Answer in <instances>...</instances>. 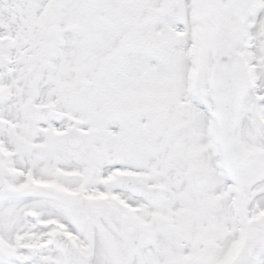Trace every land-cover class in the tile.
<instances>
[{
    "label": "snow or ice",
    "instance_id": "snow-or-ice-1",
    "mask_svg": "<svg viewBox=\"0 0 264 264\" xmlns=\"http://www.w3.org/2000/svg\"><path fill=\"white\" fill-rule=\"evenodd\" d=\"M0 264H264V0H0Z\"/></svg>",
    "mask_w": 264,
    "mask_h": 264
}]
</instances>
